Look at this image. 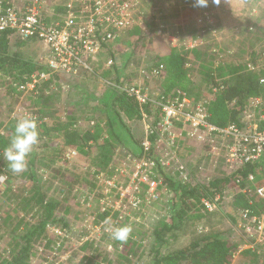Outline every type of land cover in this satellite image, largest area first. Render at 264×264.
<instances>
[{
  "label": "rangeland",
  "instance_id": "1",
  "mask_svg": "<svg viewBox=\"0 0 264 264\" xmlns=\"http://www.w3.org/2000/svg\"><path fill=\"white\" fill-rule=\"evenodd\" d=\"M14 1L22 6L28 0ZM64 1L51 0L55 6ZM137 2L138 9L145 17L157 16L158 24L152 23L139 40L137 37H123L120 42L106 46L95 61L97 76L81 78L60 76L51 86L56 93L55 100H51L47 103L48 107L41 109L45 114H40V111L39 114H35L36 117L40 115L44 117L49 131L47 135L38 125L39 143L28 159L34 156L36 160L33 170L36 172L37 184L41 187L45 199L61 201L62 205L57 208V213L70 225L69 230L65 229L62 232L61 228L56 226L50 229L52 237L59 235L65 238L64 245L55 253V261L52 264H82L84 253L81 246L89 239L93 241L98 252L106 256L110 264H152L151 252L154 241L151 232L155 225L168 215L166 199L174 200V193L162 182L164 177L156 173L154 168L142 165L143 162L133 154L134 150L138 152V148L128 142L116 146L114 156L116 169L113 175L109 176V172H102L92 179L88 172L93 167L91 161L94 156H86L64 146L63 134L55 130L56 126L71 122L77 125L80 132L90 130L94 124H101V128L105 129L107 118L111 115L107 100L110 86L105 81L112 83L118 81L121 84L141 82L148 89L152 101L158 102L164 77L154 75L150 70L161 55L162 45L182 51L199 49L198 55L189 59L188 69L193 83L188 93L191 102L208 98L210 95L211 85L207 82L205 73L206 69H212V65L209 64L211 54L213 58H217L214 63L216 65L221 62L241 64L249 60L252 52L256 53L264 48V0H217L216 4L210 3L207 8L194 7L193 0H137ZM149 20L145 18L144 24ZM200 21L202 23H199ZM22 49L27 56H37L38 59H42L47 50L40 43L26 45ZM109 60L114 61L112 67L106 66ZM7 83L8 81L0 78V134L9 136L19 119L27 115L34 118V113L39 109L34 103V98L8 92L10 82ZM192 104L197 105L194 102ZM149 109L151 113L145 123L143 121L130 123L125 120L127 126L134 131L137 140L142 137V132L145 136L146 130L154 121L158 122V106L154 104ZM250 114L252 120L260 119V113L253 109ZM11 125L13 128H9ZM70 151H75L76 154L71 155ZM162 155L163 153L157 158L160 159ZM176 162L177 164L171 162L161 172L166 176H173L175 181H185L187 178L183 183L189 186H194L201 180L224 176L222 160H215V156L205 146H200L192 139H184L179 144ZM6 166L8 165L3 152H0V168L4 172L7 170ZM138 166H142L143 172L150 173L154 181L162 183V187L156 191L161 200H148V187L141 189V195L127 192ZM94 170L97 171L93 168ZM5 174H0L1 259L8 258L15 247L21 244L19 236L27 229L25 222L30 223L35 212L23 204L20 205L29 196L33 184L19 173L13 176L15 177L13 181L6 179ZM258 174L264 179V167ZM85 177L89 180L85 181ZM122 191L127 192L124 199L120 196ZM232 196L227 190L218 206V215L211 220L204 219L199 222V226L202 225L199 230L205 231L206 227L209 228L205 224L208 223L226 232V237L233 240L240 249L232 264H246L247 259L241 256V252L258 248V252L264 257V239L255 230L252 231V236L246 232L245 226L248 223L242 216L234 213L231 206ZM104 209L119 212L121 218L126 221L124 226H130L134 238L143 242L142 245H131L130 248L134 250L140 246L134 257L129 258L126 254H120L121 257L119 253L122 247L118 248V252L114 251L112 245L114 240L106 231L108 227H117L114 225L116 220L111 215L109 224L94 225L97 215L105 212ZM230 217L238 222L239 229L234 226ZM5 222L7 226L4 225ZM195 229L194 223L189 225L188 235L180 233L178 237L170 238L169 247L164 253L186 246ZM126 250L124 252H127ZM39 252L37 251V255L34 256L32 264H38L41 254ZM103 256L98 260L101 264H106L107 261L101 260ZM258 264H264V258Z\"/></svg>",
  "mask_w": 264,
  "mask_h": 264
},
{
  "label": "trees",
  "instance_id": "2",
  "mask_svg": "<svg viewBox=\"0 0 264 264\" xmlns=\"http://www.w3.org/2000/svg\"><path fill=\"white\" fill-rule=\"evenodd\" d=\"M145 18L150 19L148 23L127 31L116 42H120L123 37H137L139 40L143 32L151 27L152 23L158 24L156 15H153V18L152 16L150 18V15L144 16ZM37 43L36 41L20 42L8 33L0 37V78L4 79L5 82H10V84L7 83L8 92L19 94L16 88L11 85L12 82L25 84L33 75L50 72L41 63L40 58L38 59L37 56L33 55L27 56L22 49L23 46ZM161 47V55L150 71L154 72L163 66L160 77H164L161 89L165 97L171 99L188 98V93L193 86L188 69L189 59L191 56L198 55L199 49L182 51L164 45ZM210 57L209 64L212 65V69H206L205 73L207 82L211 85L210 95L208 98L192 100L196 104H205L209 114V122L218 127H226L230 124L241 126L245 113L252 110L249 101L255 99H262L263 103L259 107L253 108V110L264 116V84H261V80L264 79V48L259 52H252L249 60L241 64H223L221 62L216 65L214 63L217 58H213L212 54ZM58 78L59 76H52L38 89L34 103L39 110L36 113L33 112L34 115L39 114V111L40 114H45L44 110L41 109L48 107L47 103L51 100H55L56 93L51 86ZM116 83L122 85L118 81ZM109 89L110 94L107 100L111 115L107 118L105 129L101 128V124H94L95 126L93 125L90 130L80 132L79 128L76 127L77 125L71 122L58 124L55 128L63 134L64 146L75 149L83 155L94 156L91 161L93 167L88 172L92 179L102 172H109V176L113 175L116 169L114 166L116 146L120 143L128 142L137 147L138 152H134V150L133 154L138 158L143 156L141 144L145 137L144 133L142 132V137L137 140L134 131L125 122L127 120L130 123H141L143 118L141 106L127 93L112 87H109ZM214 89H217L216 92ZM150 107H144V111L149 115L151 113ZM158 113H160L159 109ZM36 121L39 127L44 129L48 135L49 130L44 122V117L40 115ZM260 125L264 129V122H261ZM155 127L156 122L154 121L150 127L152 143L157 137ZM9 128H13L12 125ZM13 134L14 130L9 136L0 134V152H3L9 146ZM33 157L28 159L26 170L19 173L20 176L28 179L33 184L29 196L20 205L23 204L24 207L35 212L30 223L25 222L27 229L23 235L19 236L21 244L17 248L15 247L8 258L1 259L0 256V264H32L37 251L41 253L38 264H52L55 261V253L61 250L65 238L59 235L52 237L50 229L55 226L61 228V232L70 229V225L66 220L57 213V208L60 204L62 205L61 201L46 200L41 187L37 184L38 178L33 170L36 166V160ZM6 168L5 172L0 168V174L7 173L5 174L6 179L13 181L15 179L13 176L16 173H13L8 166ZM93 168L97 171H93ZM153 170L164 177L162 182L166 188L174 193V200L170 201L171 210L168 212L167 217H163L151 232L154 241L151 252L153 253L152 264H232L240 249L233 240L226 237V232L208 223L205 224L209 228L206 227L205 231L199 230L202 226H199V222L204 219L211 220L219 213V211L209 213L205 210L202 200H214L217 196L224 198L226 191L229 190L233 195L231 206L235 214L241 216L242 213L246 212L249 217L261 216L264 214V201L255 194V190L264 185V179L255 171V167L249 165L233 175L214 177L209 182L201 180L194 186H189V184L182 181H175L173 176L164 175L159 164ZM251 173L255 176L254 182L248 181V175ZM85 178V181L89 180L87 177ZM238 180H240L239 183ZM104 211L102 214L97 215L94 225L100 226L105 223L110 215L116 220L114 225L117 227L125 225L126 221L121 218L119 212H113V209H104ZM230 219H233L234 226L239 229L238 222L234 218L230 217ZM194 223L197 230L195 229L190 235L189 243L186 246L164 253L169 247V239L178 237L180 233L188 235L189 225ZM4 225L7 226L8 224L5 222ZM203 227L205 226L203 225ZM133 235L129 236L126 243L114 240L112 243L114 251L118 252V248L122 247L119 255L126 254L129 258L134 257L140 250V246L134 250L130 248L131 245L138 246L142 245L143 242L141 240L137 241ZM257 249L252 248L241 252V256L247 259L246 264H258L264 258L263 254L259 253ZM124 250L127 252H124ZM81 251L84 253L82 264H101L98 259L103 255L94 247L92 240H87L81 246ZM120 256L122 257V255ZM105 257L103 256L101 260L107 261ZM106 264H110V261H107Z\"/></svg>",
  "mask_w": 264,
  "mask_h": 264
},
{
  "label": "built area",
  "instance_id": "3",
  "mask_svg": "<svg viewBox=\"0 0 264 264\" xmlns=\"http://www.w3.org/2000/svg\"><path fill=\"white\" fill-rule=\"evenodd\" d=\"M144 20L137 0H65L57 6L51 0H28L22 6L14 0H0V37L8 33L20 42L36 41L47 48L46 55L40 60L50 72L33 75L25 84L12 82V86L18 93L35 98L40 86L54 75L69 78L97 76L94 65L104 48L136 26H144ZM113 65V60L106 64L107 67ZM162 70L163 66L153 73L160 76ZM105 83L127 93L139 103L144 123L149 120L144 107L158 106L157 137L152 143L149 128L141 144L143 156L139 159L145 167L153 169L159 164L164 169L171 162L177 164L179 144L187 138L205 146L215 160H222L224 176L233 175L249 165L254 166L256 172L264 167V129L260 125L264 122V116L259 114L260 119L252 120L251 110H248L241 126L230 124L218 127L209 122L204 103L193 105L188 98L171 99L165 97L162 91L159 101L153 102L148 89L141 82L122 85ZM261 84H264V79ZM262 103V99L251 100L250 109ZM161 153L163 155L158 159ZM70 154L75 155L76 152L70 151ZM151 176L143 172L142 166H138L127 192L141 195V189L148 187V200H161L156 191L162 187V183L154 181ZM210 179L204 181L209 182ZM181 181L186 182L187 178ZM248 181H255L254 174L248 175ZM127 192H121L122 199ZM255 194L264 201V185L258 187ZM223 199L220 196L214 200L203 199L202 204L205 210L212 213L217 211ZM168 200L166 204L170 212ZM241 216L248 223L246 232L252 236L255 230L264 239V214L249 217L244 212Z\"/></svg>",
  "mask_w": 264,
  "mask_h": 264
},
{
  "label": "clouds",
  "instance_id": "4",
  "mask_svg": "<svg viewBox=\"0 0 264 264\" xmlns=\"http://www.w3.org/2000/svg\"><path fill=\"white\" fill-rule=\"evenodd\" d=\"M217 0H193V6L197 8H207L210 3L216 4ZM38 123L31 115L19 119L14 128V134L9 146L3 150V157L9 169L13 173H22L28 165V157L34 147L39 143ZM110 223V218L105 220V224ZM115 241L126 243L130 234V226L108 227L106 229Z\"/></svg>",
  "mask_w": 264,
  "mask_h": 264
},
{
  "label": "crops",
  "instance_id": "5",
  "mask_svg": "<svg viewBox=\"0 0 264 264\" xmlns=\"http://www.w3.org/2000/svg\"><path fill=\"white\" fill-rule=\"evenodd\" d=\"M224 3H227L226 1H223ZM216 22V21H215Z\"/></svg>",
  "mask_w": 264,
  "mask_h": 264
}]
</instances>
